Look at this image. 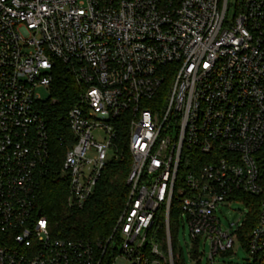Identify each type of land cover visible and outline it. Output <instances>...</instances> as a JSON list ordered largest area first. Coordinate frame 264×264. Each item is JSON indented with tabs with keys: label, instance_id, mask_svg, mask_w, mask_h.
<instances>
[{
	"label": "built area",
	"instance_id": "obj_1",
	"mask_svg": "<svg viewBox=\"0 0 264 264\" xmlns=\"http://www.w3.org/2000/svg\"><path fill=\"white\" fill-rule=\"evenodd\" d=\"M57 62L82 88L69 207L85 208L127 129L128 198L102 240L55 238L36 211L50 168L39 90ZM241 194L261 198L248 232ZM234 203L248 214L225 226ZM173 205L193 264L195 244L207 264L237 245L264 264V0H0V264H175Z\"/></svg>",
	"mask_w": 264,
	"mask_h": 264
},
{
	"label": "trees",
	"instance_id": "obj_2",
	"mask_svg": "<svg viewBox=\"0 0 264 264\" xmlns=\"http://www.w3.org/2000/svg\"><path fill=\"white\" fill-rule=\"evenodd\" d=\"M82 88L76 81L71 68L57 62L53 69V81L49 96L41 104L40 110L47 125L50 145V168L42 179L37 192L36 211L47 219L50 232L60 239L102 240L110 236L116 220L121 214L128 198L127 179L131 170L132 158L127 146V129L120 121L117 150L119 159L109 162L102 173L94 195L82 210L69 207V183L61 174V166L67 151L74 144L68 124V112L80 101ZM246 205H252L251 220L245 224L246 232L257 224L261 198L240 195ZM177 214L171 212V237L175 264H187L183 252H179ZM156 236L165 237V219L156 223ZM199 244L193 248V258L200 254ZM201 264V262L197 263Z\"/></svg>",
	"mask_w": 264,
	"mask_h": 264
},
{
	"label": "rangeland",
	"instance_id": "obj_3",
	"mask_svg": "<svg viewBox=\"0 0 264 264\" xmlns=\"http://www.w3.org/2000/svg\"><path fill=\"white\" fill-rule=\"evenodd\" d=\"M39 93L43 102L48 99L49 94L45 89H40ZM247 214L248 211L245 206L234 203L229 208L223 209V213H219V218L221 219L223 225L227 226L231 222H236L240 216H242L241 222H244ZM177 231L178 250L179 252H183V256L187 264H193V261L190 259V253L192 252V240L188 234V229H184L179 225ZM209 250V244L200 246V254L202 256L201 264H207ZM247 258L246 252L237 245L235 246L234 253L230 252L221 254V256L217 258V264H248Z\"/></svg>",
	"mask_w": 264,
	"mask_h": 264
},
{
	"label": "water",
	"instance_id": "obj_4",
	"mask_svg": "<svg viewBox=\"0 0 264 264\" xmlns=\"http://www.w3.org/2000/svg\"><path fill=\"white\" fill-rule=\"evenodd\" d=\"M40 214V213H39Z\"/></svg>",
	"mask_w": 264,
	"mask_h": 264
}]
</instances>
